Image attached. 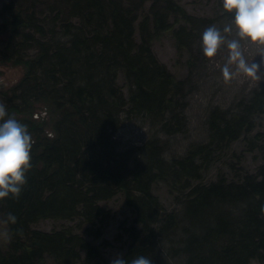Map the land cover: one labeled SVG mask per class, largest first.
<instances>
[{
  "label": "trees",
  "instance_id": "16d2710c",
  "mask_svg": "<svg viewBox=\"0 0 264 264\" xmlns=\"http://www.w3.org/2000/svg\"><path fill=\"white\" fill-rule=\"evenodd\" d=\"M217 3L220 15L213 17L189 12L178 0L0 2V63L22 68L0 90V104L5 119L26 125L32 139L19 197L0 200L6 233L0 264H43L46 256L60 264H110L94 240L110 216L99 201L117 192L130 211L114 235L125 238L128 264L139 256L172 264L174 254L178 264H264V83L225 107L208 106L204 138L178 156L165 158L164 144L151 135L141 157L131 158L114 135L123 118L135 116L163 134L185 129L202 34L234 18L223 0ZM164 34L183 57L180 77L151 48ZM245 152L259 157L252 169L240 165ZM216 163L228 173L217 167L203 179ZM156 182L178 211L164 207L152 191ZM44 218L71 223L32 226Z\"/></svg>",
  "mask_w": 264,
  "mask_h": 264
},
{
  "label": "rangeland",
  "instance_id": "374dc122",
  "mask_svg": "<svg viewBox=\"0 0 264 264\" xmlns=\"http://www.w3.org/2000/svg\"><path fill=\"white\" fill-rule=\"evenodd\" d=\"M2 0H0L1 2ZM189 12L210 16L214 14L220 15V7L217 0H178ZM230 23V24H229ZM222 28H220L218 22H213L210 27L215 26L220 30L221 34L225 37V44L220 47L217 55L209 60L205 57L203 49L199 56L202 63L199 69V75L195 76L198 86L196 89L191 90L187 96V104L184 108V112L187 116V125L183 131L173 134H163L158 131H153L148 123L147 119L140 116L123 118L120 125L114 131L115 138L119 147L129 148L131 158H140L143 152L142 142L144 139L152 136H156L157 140H160L164 144L162 155L169 159L172 156L180 155L184 149L192 142L201 141L205 135V113L206 108L210 105H219L225 107L228 105L234 97L238 96L243 91H246L248 87L253 85H260L264 83L255 81L248 77L237 69V63L233 62L228 64L229 61V49L227 48V41L232 39H240L237 36L236 29L233 25V18L230 22H223ZM232 27L231 32H225V27ZM242 55L247 63H260L261 49L257 46L249 44L246 40H240ZM151 48L156 57L165 64V66L173 72L177 77L182 76L185 73V67L182 64L183 57L178 58L176 50L173 46L171 38L168 34L153 40ZM228 64L231 75L225 77L223 69ZM264 71V69H262ZM22 68L20 65H11L7 63H0V90L5 89L7 86L14 83L21 75ZM118 83L123 84V79L118 77ZM42 113V112H41ZM234 149L238 151L240 149V143L235 142ZM242 157V156H241ZM259 161V157L256 154L252 156L251 152L243 153L240 165L252 169L254 164ZM217 167L223 172L228 173V169L225 165L216 163L212 165L206 172L203 173V179L208 180L214 177ZM152 191L157 194L160 201L167 209H174L178 211L179 203L172 200L171 196L166 192L165 186L161 182H156L152 185ZM99 203L109 210V219L103 229L102 235L95 239L94 242L100 245L102 255L107 262H111L117 254H121L124 250V236H114L118 229V224L121 221H128L130 217V211L124 204L122 194L120 192L115 193L110 198L100 200ZM180 211V210H179ZM71 221L65 219H52L44 218L36 221L32 226L50 230L57 228L63 224H69ZM185 222H180L173 244H180L179 239L182 237L181 225ZM6 241L5 222L0 218V245ZM166 246V245H165ZM165 251V247L163 248ZM172 264H178V255L169 256ZM251 264H263L256 260H251ZM43 264H60L56 263L50 257L46 256ZM78 264V263H75Z\"/></svg>",
  "mask_w": 264,
  "mask_h": 264
},
{
  "label": "clouds",
  "instance_id": "9594fccd",
  "mask_svg": "<svg viewBox=\"0 0 264 264\" xmlns=\"http://www.w3.org/2000/svg\"><path fill=\"white\" fill-rule=\"evenodd\" d=\"M225 11L234 12L233 25L240 38L227 41L229 49L228 64L237 63V69L255 81L264 80V51L259 55L260 63H247L242 55L240 40L264 49V0H223ZM224 31L231 32L232 27ZM202 49L206 58H214L218 50L225 44V37L215 26L207 28L201 37ZM226 64L223 72L230 76L231 70ZM7 116L6 108L0 104V200L8 197L18 198L26 183L25 174L30 169L31 135L27 126L17 119ZM264 210V209H262ZM9 219L15 222V217L9 214ZM110 264H128L121 254L111 260ZM131 264H152V260L139 256L131 260Z\"/></svg>",
  "mask_w": 264,
  "mask_h": 264
}]
</instances>
